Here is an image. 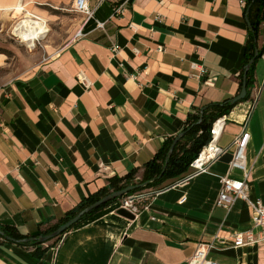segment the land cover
Segmentation results:
<instances>
[{
	"label": "crops",
	"instance_id": "crops-1",
	"mask_svg": "<svg viewBox=\"0 0 264 264\" xmlns=\"http://www.w3.org/2000/svg\"><path fill=\"white\" fill-rule=\"evenodd\" d=\"M88 2L90 20L73 10L74 0H0V23L9 14L48 24L62 18L73 38L24 73H6L0 53V222L25 235L57 224L114 176L137 170L141 179L165 141L183 133L189 113L234 100L243 88L250 22L240 0ZM263 46L264 21L258 51ZM223 116L218 146L231 153L209 173L156 195L134 220L118 214L119 199L44 244L39 257L33 247L0 240V264H187L215 240V261L264 264V228L253 227L251 208L242 199L231 209L216 206L245 124L250 197L264 203L262 58L251 98ZM229 176L244 179L240 170ZM251 230L258 241L235 247L234 235Z\"/></svg>",
	"mask_w": 264,
	"mask_h": 264
},
{
	"label": "trees",
	"instance_id": "trees-1",
	"mask_svg": "<svg viewBox=\"0 0 264 264\" xmlns=\"http://www.w3.org/2000/svg\"><path fill=\"white\" fill-rule=\"evenodd\" d=\"M245 8L250 22V29L245 50V66L240 74V83L242 88L244 80L246 79L247 96L244 101H247L251 98L252 88L254 85V73L256 62L258 60V58H256V51L259 49V31L260 26L264 21V0H246ZM263 52L264 46L259 50V58H261ZM253 60L255 61L251 64V61ZM237 104L238 103H233V99H227L220 103H210L203 108L194 109V112H191L188 115L186 126L182 133L184 135L177 143L172 155L169 156V151L176 138H168L165 141L154 158L146 164L145 171L141 179L136 177L138 174L137 170H131L123 177H112L106 187L102 188L88 198L83 199L78 206L70 210L61 220H59L57 224L49 226L45 230L33 235L22 234L17 227L10 224L8 221L0 222V240L4 243H16L27 248L33 247L35 248L33 252L34 255L39 257L45 251L43 248L44 244L38 242L39 238L54 233L61 226L74 219L81 212L85 211L88 207L101 199L113 194L114 192L122 191L130 186H141L130 192L133 193L145 188L157 187L168 180L181 177L189 169L190 164L197 158L202 148L209 142L211 137L210 131L214 122L223 115L229 114V112ZM118 200L119 199L110 201L98 209H95L90 213H86L81 217L77 225L86 221L102 209ZM72 229L73 228L67 230L64 234H67ZM63 235L53 240L57 242ZM9 239H12L13 241H10Z\"/></svg>",
	"mask_w": 264,
	"mask_h": 264
},
{
	"label": "built area",
	"instance_id": "built-area-1",
	"mask_svg": "<svg viewBox=\"0 0 264 264\" xmlns=\"http://www.w3.org/2000/svg\"><path fill=\"white\" fill-rule=\"evenodd\" d=\"M163 3V0H161ZM242 6H246V0H240ZM73 10L77 13L84 14L86 19L90 20L94 18V11L90 8L88 0H74ZM29 23L30 26H23L24 23ZM32 25V26H31ZM42 25L43 30H40L37 26ZM99 28H103V23H98ZM23 30L28 34H34L36 38L35 45L33 47L28 46L30 49H34L42 39L46 37L48 33L47 23L39 18L26 17L23 20L18 21L13 26V36L24 41V38L19 35V31ZM82 31L77 33L80 37ZM26 42V41H25ZM264 60V52L261 56ZM194 69H200L201 73H205L206 70L198 65L193 64ZM82 81L86 80L82 77ZM226 125V116H223L216 120L211 129V139L209 143L200 151L197 158L190 164L191 172L176 181L174 184L165 186L163 188H145L133 193H128L120 200V209H125L136 217L145 209L149 207L151 200L161 192H164L175 186H184L190 180L201 174H206L211 171L212 166L221 160L224 156L231 153L230 148H221L218 146V140L220 139ZM250 141V134L247 131V124L244 125L242 133L238 136L233 146L235 147L232 152V158L229 162L228 173L224 176H220L221 190L216 202V206L225 209H231L236 200L242 199L251 208L253 212V227L264 228V203L260 200H252L250 197L248 176L249 169L247 167L246 151ZM240 170L244 174L243 180H235L229 176L230 171ZM66 237L64 234L61 238L63 240ZM259 236H257L253 230L244 234L239 233L234 235L233 244L235 247H243L251 245L257 242ZM215 240L210 244H200L187 264H226L213 260L209 257L210 251L215 248Z\"/></svg>",
	"mask_w": 264,
	"mask_h": 264
},
{
	"label": "rangeland",
	"instance_id": "rangeland-1",
	"mask_svg": "<svg viewBox=\"0 0 264 264\" xmlns=\"http://www.w3.org/2000/svg\"><path fill=\"white\" fill-rule=\"evenodd\" d=\"M13 16L14 14H9V17L0 23V53L8 58L6 73L19 74L33 70L44 59L45 54H49L53 49L66 47L73 39L70 34L67 35L69 27L62 18H53V21L48 19L50 24L46 22V37L34 49H30L27 42L13 36L12 28L18 22L17 15Z\"/></svg>",
	"mask_w": 264,
	"mask_h": 264
},
{
	"label": "water",
	"instance_id": "water-1",
	"mask_svg": "<svg viewBox=\"0 0 264 264\" xmlns=\"http://www.w3.org/2000/svg\"><path fill=\"white\" fill-rule=\"evenodd\" d=\"M259 51H256V58H259ZM255 60L251 61V64L254 62ZM247 96V82L246 79L244 80L243 83V88L242 91L240 93L239 96H237L236 98H234L233 103H238L241 102L243 100H245ZM184 134L179 135L173 142L171 149L169 151V156L172 155L177 143L181 140V138L183 137ZM141 186H130L122 191L119 192H114L113 194L101 199L100 201L96 202L95 204L91 205L90 207H88L85 211L81 212L78 216H76L74 219L70 220L69 222H67L66 224H64L63 226H61L57 231H55L54 233L41 237L39 238L38 242L41 244H46L48 242H50L51 240L63 235L67 230L74 228L80 221L81 217L83 215H85L86 213H90L91 211H94L95 209H98L99 207H101L102 205L113 201L115 199H120L123 196H125L126 194L130 193L131 191L135 190L136 188H139ZM118 214L130 219V220H134L136 218L135 215L131 214L130 212H128L125 209H119L118 210ZM10 241H13L12 239H9Z\"/></svg>",
	"mask_w": 264,
	"mask_h": 264
},
{
	"label": "bare ground",
	"instance_id": "bare-ground-1",
	"mask_svg": "<svg viewBox=\"0 0 264 264\" xmlns=\"http://www.w3.org/2000/svg\"><path fill=\"white\" fill-rule=\"evenodd\" d=\"M23 26H30V22L29 23H24ZM32 26V25H31ZM40 30H43V26L42 25H38L37 26ZM19 35H21L24 38V41H26L30 47H33L35 45V40L37 36H35L34 34H28L26 33L23 28H21V30L19 31Z\"/></svg>",
	"mask_w": 264,
	"mask_h": 264
}]
</instances>
